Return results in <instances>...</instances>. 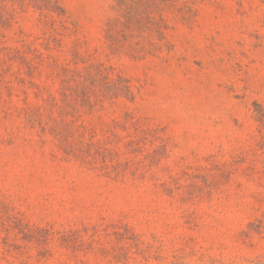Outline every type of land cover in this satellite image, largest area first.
I'll return each mask as SVG.
<instances>
[{
  "label": "rangeland",
  "instance_id": "rangeland-1",
  "mask_svg": "<svg viewBox=\"0 0 264 264\" xmlns=\"http://www.w3.org/2000/svg\"><path fill=\"white\" fill-rule=\"evenodd\" d=\"M0 264H264V0H0Z\"/></svg>",
  "mask_w": 264,
  "mask_h": 264
}]
</instances>
